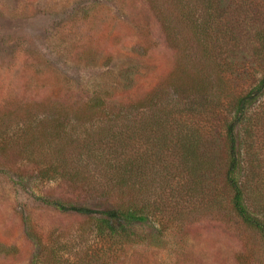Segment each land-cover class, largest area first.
Instances as JSON below:
<instances>
[{
    "label": "trees",
    "instance_id": "obj_1",
    "mask_svg": "<svg viewBox=\"0 0 264 264\" xmlns=\"http://www.w3.org/2000/svg\"><path fill=\"white\" fill-rule=\"evenodd\" d=\"M118 7L137 27L127 51L80 55L86 79L47 65L44 84L55 89L44 101L8 94L9 109L0 105V176L42 210L75 220L67 234L43 235L18 212L33 248L27 264H118L120 252L154 247L153 236L160 247L206 211L230 213L264 247V170L249 116L264 99V0ZM147 15L173 65L139 90L154 70Z\"/></svg>",
    "mask_w": 264,
    "mask_h": 264
},
{
    "label": "rangeland",
    "instance_id": "obj_2",
    "mask_svg": "<svg viewBox=\"0 0 264 264\" xmlns=\"http://www.w3.org/2000/svg\"><path fill=\"white\" fill-rule=\"evenodd\" d=\"M118 4L119 0H0L1 110L9 109L4 107L8 94L18 98L17 102L49 96L55 88L48 85L49 79L44 84L43 79L53 74L41 73L47 65L67 77L86 79L93 74L76 63L80 55L127 51L135 41L137 27L123 16ZM129 11L126 14L134 17V12ZM147 17L155 45L150 57L154 70L139 90L150 89L153 80L162 78L173 65V53L165 48L158 24L150 15ZM249 116L250 126H256L250 141L260 161L257 167L264 170V99ZM84 205L93 207L90 202ZM22 210L43 235L58 231L67 234L75 221L42 210L0 176V252L8 250L9 254L0 253V264H27L33 250L18 222V212ZM195 218L180 233L164 236L160 247L155 245L156 237L148 234L154 247L137 246L120 252L118 264H264L259 236L248 232L233 215L221 210L206 211Z\"/></svg>",
    "mask_w": 264,
    "mask_h": 264
}]
</instances>
